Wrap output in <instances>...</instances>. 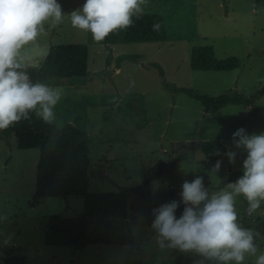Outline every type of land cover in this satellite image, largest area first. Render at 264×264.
Returning <instances> with one entry per match:
<instances>
[{
    "label": "rangeland",
    "instance_id": "1",
    "mask_svg": "<svg viewBox=\"0 0 264 264\" xmlns=\"http://www.w3.org/2000/svg\"><path fill=\"white\" fill-rule=\"evenodd\" d=\"M59 2L64 20L55 26L45 22V31L25 45L21 55L29 66H39L53 45H88L90 75L66 83L86 88L77 91L57 85L64 90L56 106L57 119L63 127L75 118V126L88 134L90 192H113L120 187H139V192L127 197L126 219L92 221V237L85 248L48 245L49 216L79 215L84 211V197H47L33 205L40 149H21L15 133L3 135L0 129V209L11 213L4 227L14 233L13 242L0 250V259L13 249L28 264H175L177 255L187 253L156 247L147 224L151 208L179 200L182 182L195 175H202L212 190L226 184L230 172L241 170L246 155L239 150L230 164L223 154L231 146L232 132L241 126L249 133L264 130V0H147L145 13L165 18L166 40L112 45L95 41L90 32L71 25L68 14L82 0ZM203 45L212 46L220 59L236 56L240 66L221 72L193 70L192 49ZM158 67L180 87L213 96L237 90L253 101L207 110L187 93L166 89ZM81 90H90V102L82 100ZM212 138L222 141L218 172L212 169L215 161L194 148L195 143ZM180 154L185 158L178 160ZM159 160L164 162L162 176L143 184L144 172ZM155 183L159 187L154 190ZM246 207L247 202L238 197L242 223L264 232V205L251 216ZM139 213L146 223L139 221ZM258 243L264 250V240ZM253 260L247 257L245 264Z\"/></svg>",
    "mask_w": 264,
    "mask_h": 264
},
{
    "label": "clouds",
    "instance_id": "2",
    "mask_svg": "<svg viewBox=\"0 0 264 264\" xmlns=\"http://www.w3.org/2000/svg\"><path fill=\"white\" fill-rule=\"evenodd\" d=\"M146 3L147 0H82L68 18L73 27L102 41L110 32L125 29L140 19ZM64 18L59 0H0V129L34 114L59 131L56 106L64 90L34 81L21 50L45 31V22L55 26ZM152 28L159 30L160 23H153ZM55 139L54 135L53 143ZM239 150L246 155L235 180L212 190L202 175H195L182 182L179 200L151 208L152 219L147 224L159 250L194 254L198 259L193 264H245L247 257L254 258L253 264H264V250L258 243L264 240V232L245 226L237 208L241 196L247 202L245 212L249 216L264 205V130L249 133L243 126L236 128L231 134V146H226L223 153L230 164L235 163ZM221 164L222 160L217 159L212 169L218 172ZM158 187L155 183L154 190ZM180 205L183 207L177 215ZM10 216V212L0 209V250L13 242L14 233L6 232L4 227ZM138 219L146 223L143 213L138 214Z\"/></svg>",
    "mask_w": 264,
    "mask_h": 264
},
{
    "label": "trees",
    "instance_id": "3",
    "mask_svg": "<svg viewBox=\"0 0 264 264\" xmlns=\"http://www.w3.org/2000/svg\"><path fill=\"white\" fill-rule=\"evenodd\" d=\"M135 19V18H134ZM160 23L159 30H153L155 22ZM168 36L165 18L159 13H145L134 24L110 32L101 42L105 45L135 42H163ZM129 58V55L122 56ZM89 47L85 43H65L53 45L48 55L39 66H29L28 71L34 81H41L53 86L64 85L72 79L90 75L88 66ZM240 66L236 56L225 59L217 57L212 46H194L191 67L197 71H232ZM163 86L173 92L182 91L197 99L207 109L222 108L228 105L250 104L253 100L237 90L218 95L195 92L187 87H180L165 78L163 70L158 67ZM75 84V83H74ZM78 118H76L77 120ZM15 133L17 145L21 149L39 148L40 156L37 166L36 189L32 199L36 205L43 198L83 196L84 211L74 217H62L51 214L45 232L48 245L86 247L92 234L90 225L94 219H126L129 209L127 197L131 192H139V187H120L118 191L90 192L89 187V137L87 132L74 123H67L57 132L53 125L42 122L34 114L28 120H20L2 130L3 135ZM55 135V142L52 137ZM220 138L201 140L194 144L202 151L207 160L219 159L217 149H221ZM185 154L178 155V160ZM164 162L159 160L148 168L142 182L149 185L159 179L163 173ZM241 170L230 172L229 179L235 180ZM131 232L130 226H128ZM198 259L195 255L179 254L175 264H193ZM3 264H28L25 256L13 249L5 252Z\"/></svg>",
    "mask_w": 264,
    "mask_h": 264
},
{
    "label": "crops",
    "instance_id": "4",
    "mask_svg": "<svg viewBox=\"0 0 264 264\" xmlns=\"http://www.w3.org/2000/svg\"><path fill=\"white\" fill-rule=\"evenodd\" d=\"M120 67H118L117 69H116V72H119L120 71ZM64 87H70L71 89H73V88H75V90H77V91H79V89H82V88H86V86L85 85H82V84H77V85H74V84H72V85H68V84H66V85H63ZM77 91H75V92H77ZM90 92V90H81V97L83 98L82 100H84V98H86L87 99V103L88 102H90L89 101V98H90V96L88 95V94H90L89 93ZM76 95V94H75ZM76 97H77V95H76ZM78 99H79V97H77ZM83 102V101H82ZM116 104H117V106H120V104H121V102H120V100L119 99H117L116 100V102H115ZM105 104H109V103H105ZM103 105H104V102H103ZM107 106H110V105H107ZM106 107V106H105ZM112 109V108H111ZM113 110V109H112ZM74 123H76V121H75V118H74Z\"/></svg>",
    "mask_w": 264,
    "mask_h": 264
}]
</instances>
